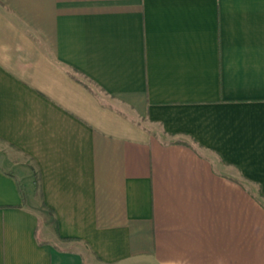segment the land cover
Segmentation results:
<instances>
[{
    "label": "crops",
    "instance_id": "1",
    "mask_svg": "<svg viewBox=\"0 0 264 264\" xmlns=\"http://www.w3.org/2000/svg\"><path fill=\"white\" fill-rule=\"evenodd\" d=\"M0 264H264V0H0Z\"/></svg>",
    "mask_w": 264,
    "mask_h": 264
},
{
    "label": "trees",
    "instance_id": "2",
    "mask_svg": "<svg viewBox=\"0 0 264 264\" xmlns=\"http://www.w3.org/2000/svg\"><path fill=\"white\" fill-rule=\"evenodd\" d=\"M22 190V189H21ZM22 193H23V196H24V192L22 191Z\"/></svg>",
    "mask_w": 264,
    "mask_h": 264
}]
</instances>
